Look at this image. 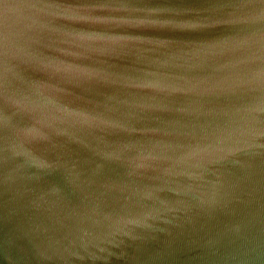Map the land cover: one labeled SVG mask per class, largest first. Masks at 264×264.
Wrapping results in <instances>:
<instances>
[{"label": "water", "instance_id": "1", "mask_svg": "<svg viewBox=\"0 0 264 264\" xmlns=\"http://www.w3.org/2000/svg\"><path fill=\"white\" fill-rule=\"evenodd\" d=\"M254 11L202 12L234 22L193 31L141 23L177 12L97 9L83 23L0 0L9 76L34 81L10 92L0 132V264H264V157L247 148L264 141V92L244 82L264 67ZM252 33L250 64L235 41L207 43ZM230 149L243 151L225 164Z\"/></svg>", "mask_w": 264, "mask_h": 264}, {"label": "snow or ice", "instance_id": "2", "mask_svg": "<svg viewBox=\"0 0 264 264\" xmlns=\"http://www.w3.org/2000/svg\"><path fill=\"white\" fill-rule=\"evenodd\" d=\"M24 3L41 8L55 7L64 10V13L60 17L53 18L56 19H77L78 22L89 23L91 21V16L96 12L97 9H119L123 11H140L147 10L150 12H177L184 14L182 19H155V20H143L141 23L149 25H157L163 28H174L181 30H193L198 31L202 29L216 28L221 25L231 24L234 21L232 19H214L211 16H202L200 13L209 12L216 13L232 9H245L253 8L258 9L244 19L255 22H264V0H239V2H225V0H215L212 6L203 11H198L196 9L188 8L182 5H153L149 2L138 4L133 2V0H115L114 3H100L99 0H24ZM72 12H76L77 16L70 15ZM82 14V15H80ZM232 15V13H229ZM257 34L252 33L244 37H233L225 35L220 39L208 41L207 43L211 46L224 45L228 41H235L234 44L240 45L241 51L245 54L246 59L242 63L250 64L253 62V57L248 55V50L244 47L245 44L251 39H253ZM261 41H264V31L259 33ZM264 60V57H261ZM13 63L12 58L9 56V42L7 36V30L5 23L2 18H0V132L8 127L10 122L9 114V95L10 92L15 91H27L34 84V81L30 79L23 72L18 71L13 76H9L8 65ZM107 78V77H106ZM245 85L248 87H259L262 92H264V67L260 69L259 72L254 73L245 79ZM135 84V83H134ZM215 91H231L229 88L220 87L215 89ZM255 111L256 109H252ZM259 111L264 112V107L260 108ZM114 127L121 126L119 122L114 121ZM260 136H264V131L259 133ZM247 148H259L261 157H264V141L259 144H248ZM243 151L242 149H230L221 160L226 164L230 159L236 155L237 152ZM250 155V154H249ZM248 156V155H247ZM108 159L119 160L120 156L113 152L108 154ZM41 168L50 167L46 161H40L38 164ZM199 178L204 179V173H200ZM210 202H215L213 199ZM194 206L186 205L185 210H191ZM131 223H141V221H131Z\"/></svg>", "mask_w": 264, "mask_h": 264}]
</instances>
